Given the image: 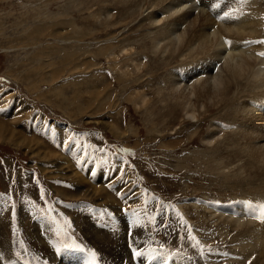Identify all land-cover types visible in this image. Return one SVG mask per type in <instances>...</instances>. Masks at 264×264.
Here are the masks:
<instances>
[{
  "label": "rangeland",
  "instance_id": "obj_1",
  "mask_svg": "<svg viewBox=\"0 0 264 264\" xmlns=\"http://www.w3.org/2000/svg\"><path fill=\"white\" fill-rule=\"evenodd\" d=\"M145 3L0 0V108L16 112L0 121L19 134L0 138V264H163L162 248L193 264L245 259L235 231L191 205L264 198L248 189L263 171L231 150L237 89L211 109L194 100L192 119L165 101L161 78L186 58L151 51Z\"/></svg>",
  "mask_w": 264,
  "mask_h": 264
},
{
  "label": "bare ground",
  "instance_id": "obj_2",
  "mask_svg": "<svg viewBox=\"0 0 264 264\" xmlns=\"http://www.w3.org/2000/svg\"><path fill=\"white\" fill-rule=\"evenodd\" d=\"M147 1L145 15L148 27L156 29L155 32L152 31L150 39L151 51L162 55L170 51L179 54L182 59L186 58L184 65L180 64L181 67L170 70L166 68L168 71H165L164 76L162 74L161 82L167 92V95L164 94L167 98L162 96L163 99L176 103L183 114L192 119L198 111L194 100L198 101V106L211 109L218 103L220 106L230 89L236 88V95L229 100L231 106L237 102L236 117L232 118V114L230 115L234 135L230 140V145H233L231 150L238 157L245 158L243 163L254 171H263L261 179L253 182L255 186L250 185L248 188L250 191L258 190L264 185V56L258 57L255 52L262 50L263 53L264 50V8H260L262 5L259 0H200L201 6L193 5L190 0H123V3L138 4ZM204 4L210 8L209 12L204 9ZM193 10H196V14H193ZM181 24L183 28H180ZM122 49L125 55L131 53L125 46ZM130 61L139 69L140 58H131ZM158 82L160 83L159 80ZM145 97H142L144 101ZM250 99L254 101L249 103ZM255 102L259 108L252 105ZM0 114L8 115L7 118L10 116V123L16 119V112H12V109L3 108ZM216 125L206 130L202 137L205 143H210L215 138L218 133ZM114 130L118 131L117 128ZM15 135L19 136L17 131L0 121V138L13 141ZM246 187L245 185L243 189L247 190ZM238 197L235 202L227 205L206 204L194 199L191 200V205H197L201 210L208 212V217H212L222 229L229 226L235 231L240 243L237 245L238 253L245 258H241L238 264H245L244 262L252 257L251 253H255V260L264 264V221L254 218V215H264L257 208V205L264 203V198L247 191ZM179 206L182 208L181 203ZM137 246L143 254V245L139 243ZM149 252L147 250L146 254H143L144 260L149 257ZM231 258L234 260L236 256ZM170 261L169 264H180L179 260L174 258H170ZM229 264H233V261Z\"/></svg>",
  "mask_w": 264,
  "mask_h": 264
},
{
  "label": "snow or ice",
  "instance_id": "obj_3",
  "mask_svg": "<svg viewBox=\"0 0 264 264\" xmlns=\"http://www.w3.org/2000/svg\"><path fill=\"white\" fill-rule=\"evenodd\" d=\"M260 55L264 56V53H260ZM0 111H3V109L0 108ZM70 139H71V138H70ZM66 143H67V142H66ZM257 208L259 209V211H260L261 213H264V204L257 205ZM177 215L179 216V213H177ZM254 218H255V219H258V220H262V221H264V215H254ZM153 219H154V218H153ZM189 236H190V238H191L192 240H195V237H192V236H191V233H189ZM198 243H199V242L197 241V244H198ZM135 255H141V253H140V252H136Z\"/></svg>",
  "mask_w": 264,
  "mask_h": 264
}]
</instances>
